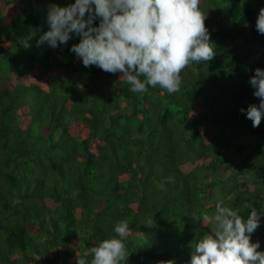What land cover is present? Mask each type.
<instances>
[{"label":"trees","instance_id":"1","mask_svg":"<svg viewBox=\"0 0 264 264\" xmlns=\"http://www.w3.org/2000/svg\"><path fill=\"white\" fill-rule=\"evenodd\" d=\"M70 3L0 0V264H90L121 220L127 264H188L219 200L244 217L264 206V118L240 111L259 104L264 0H201L215 56L173 94L84 67L76 36L37 47L48 7ZM252 241L264 251V217Z\"/></svg>","mask_w":264,"mask_h":264},{"label":"clouds","instance_id":"2","mask_svg":"<svg viewBox=\"0 0 264 264\" xmlns=\"http://www.w3.org/2000/svg\"><path fill=\"white\" fill-rule=\"evenodd\" d=\"M200 3L201 0H74L64 7L51 4L46 16L48 30L36 44L56 49L76 36L79 43L73 44L70 51L84 67L122 73L133 93L159 86L173 94L180 91V74L190 62H208L215 56ZM97 20L98 24L94 23ZM256 29L264 34V8L259 10ZM249 84L259 104L240 111L253 127H258L264 118V68L254 70ZM250 209L244 217L219 200L212 216L204 217L210 219L214 229L192 243L188 264H264V251L258 250L260 242L252 241L264 217V206L259 211L252 206ZM113 231L115 236L90 249V264H127L129 224L118 221ZM78 264L88 262L81 258Z\"/></svg>","mask_w":264,"mask_h":264}]
</instances>
